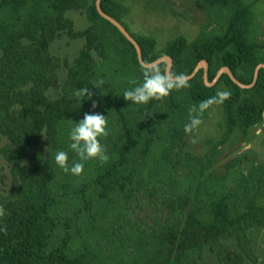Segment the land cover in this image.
<instances>
[{
  "label": "trees",
  "instance_id": "16d2710c",
  "mask_svg": "<svg viewBox=\"0 0 264 264\" xmlns=\"http://www.w3.org/2000/svg\"><path fill=\"white\" fill-rule=\"evenodd\" d=\"M122 1H101L103 11L120 23L129 13ZM196 1L208 24L193 40L179 35L159 49L156 37L132 34L121 24L146 63L170 56L172 69L190 76L205 60L209 82L228 67L241 83L252 84L264 64L260 0ZM96 2L0 0V157L12 173L8 195L0 176V264H201L207 247L218 264H258L251 230L264 228V162L247 173L234 163L222 180L215 172L204 174L215 161V148L234 133L250 139L252 130L264 125V68L250 88L227 73L208 86L201 69L187 88L134 105L122 92L142 79L136 47L101 16ZM72 11L85 13L90 26L76 30L68 17ZM66 36L85 40L73 63L51 51ZM101 79L102 89L92 85ZM85 85L93 96L80 103L74 92ZM225 89L231 95L222 103L223 136L200 158L201 168L200 161L194 164L198 174L177 178L180 165L193 166L190 153L186 162L172 161L189 108ZM92 111L109 116L103 143L110 159L89 160L74 176L52 157L67 148L70 120ZM144 197L168 216L137 220Z\"/></svg>",
  "mask_w": 264,
  "mask_h": 264
},
{
  "label": "rangeland",
  "instance_id": "374dc122",
  "mask_svg": "<svg viewBox=\"0 0 264 264\" xmlns=\"http://www.w3.org/2000/svg\"><path fill=\"white\" fill-rule=\"evenodd\" d=\"M122 3L129 9V13L121 17V23L132 34L156 37L159 49L163 48L170 39L179 35H184L189 40L195 39L201 32L202 26L208 24V16L202 5L196 0H125ZM256 8L260 15L261 40L264 41V0H260L256 4ZM68 17L74 20L76 30H84L90 26V22L82 11H72ZM84 44V39L71 40L66 36L56 40L51 46V51L61 60L67 59L73 63ZM93 53L96 55L95 52ZM66 75L67 70L64 69L61 72V77L64 78ZM54 95H57L56 92ZM203 114L205 116L201 118V124L194 128L191 133L183 135L182 140L178 142L177 149H175V155L172 157L173 163L177 164L178 161H188L187 153L193 156V159H189L193 166L186 165V163L175 170L174 174L179 179L185 180L193 170L198 174L199 170L195 168L194 164H197L201 157H205L223 136L225 114L222 103L207 109ZM251 133L253 137L250 139L244 138L240 133H234L226 144L218 149L215 148L217 156L205 172L204 177L215 172L217 178L222 180L228 175V171L234 163H237L236 168H241L243 172L247 173L253 164L264 162V125L252 130ZM47 150L40 148V151L43 152ZM177 153L180 154V158L176 156ZM201 165L203 166L200 161L199 168L202 167ZM0 176L2 193L8 195L12 189V173L9 163L2 157H0ZM260 203L264 206V197ZM140 204L142 208L137 210L134 215L137 220L152 221L158 215L164 218L168 216V213L157 209L149 198L144 197ZM251 238L253 248L259 256L258 264H264V228L252 229ZM228 243L233 245L232 241ZM235 249L233 250L238 251L237 247ZM201 264H218L216 255L210 251L209 247L204 251Z\"/></svg>",
  "mask_w": 264,
  "mask_h": 264
},
{
  "label": "clouds",
  "instance_id": "9594fccd",
  "mask_svg": "<svg viewBox=\"0 0 264 264\" xmlns=\"http://www.w3.org/2000/svg\"><path fill=\"white\" fill-rule=\"evenodd\" d=\"M142 79L132 80L131 87L122 92L124 99L134 105H147L153 100H161L169 96L173 90L187 88L189 77L183 72L173 70L164 55L140 68ZM96 88L102 89L104 81L101 79L92 83ZM74 95L82 103L92 99L93 92L87 85L75 90ZM229 90H218L215 95L208 97L189 108L188 121L184 124L185 133L201 124L202 114L212 105L223 103L230 97ZM98 104L92 101V108ZM108 117L100 111L85 112L79 121L72 123L67 131V148H58L53 154L55 165L66 173L74 176L81 175L85 170V163L89 160H98L101 163L109 161L110 157L103 143L109 134ZM195 142V139H193ZM69 152L74 154L70 160Z\"/></svg>",
  "mask_w": 264,
  "mask_h": 264
},
{
  "label": "water",
  "instance_id": "95a60500",
  "mask_svg": "<svg viewBox=\"0 0 264 264\" xmlns=\"http://www.w3.org/2000/svg\"><path fill=\"white\" fill-rule=\"evenodd\" d=\"M101 1L102 0H97L96 4H97V9L99 11V13L101 14L102 17H104L105 19L109 20L111 23H113L133 44L134 46L136 47V50H137V53H138V57H139V60L141 62L142 65H145L147 64L146 62H144L143 60V56H142V50H141V47L140 45L138 44V42L131 36V34L126 30V28L118 21L116 20L115 18L111 17L110 15H108L107 13H105L101 7ZM167 62L170 64L171 68L173 66V60L170 56H165ZM208 62L203 60L201 61L198 66L196 67V69L194 70V72L188 76L189 79H191L192 77H194L201 69H204L205 70V75H204V78H205V82L208 86H213L219 79L220 77L222 76V74L224 73H227L229 74V76L231 77V79L236 83L238 84L240 87L242 88H250L252 87L257 79H258V76H259V70L260 68H264V64H260L256 71H255V77H254V81L252 84L250 85H245L243 83H241L235 76L234 74L231 72V70L228 68V67H223L219 70L216 78L214 79L213 82H209L208 80ZM264 115V113H263Z\"/></svg>",
  "mask_w": 264,
  "mask_h": 264
}]
</instances>
